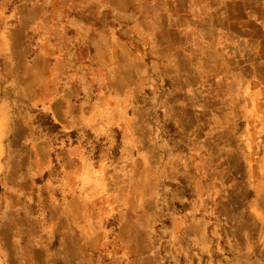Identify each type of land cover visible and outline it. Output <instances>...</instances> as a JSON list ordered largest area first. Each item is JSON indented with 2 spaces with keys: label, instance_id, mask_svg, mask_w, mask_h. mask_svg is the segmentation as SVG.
Segmentation results:
<instances>
[{
  "label": "rangeland",
  "instance_id": "rangeland-1",
  "mask_svg": "<svg viewBox=\"0 0 264 264\" xmlns=\"http://www.w3.org/2000/svg\"><path fill=\"white\" fill-rule=\"evenodd\" d=\"M166 1L0 0V264H264L237 87L197 47L196 109Z\"/></svg>",
  "mask_w": 264,
  "mask_h": 264
},
{
  "label": "crops",
  "instance_id": "crops-1",
  "mask_svg": "<svg viewBox=\"0 0 264 264\" xmlns=\"http://www.w3.org/2000/svg\"><path fill=\"white\" fill-rule=\"evenodd\" d=\"M166 2L172 9L169 21L174 27L169 31H174L175 37L181 36V39L169 41L165 48L166 51L174 54L171 63L176 68L180 67L182 76L184 68L188 69V66L198 75L195 90L204 95L206 102L197 105L196 109H204L206 106V111H209L207 107L211 108V103L215 100L211 93L204 90L206 78L201 75L209 66L200 62L198 56L194 55L197 47H200L201 51L206 49L205 52L222 54V59L217 61L216 68H223L225 77H231L237 87L236 93L241 101L240 111L248 120L242 137L244 144L239 146L240 163L245 172L238 175L245 182L248 180L254 182V188H251L252 197L248 201L247 196H244L246 203L244 212L248 214L246 218L252 225L249 223L251 226L246 227L242 235L249 245L262 244L264 243L262 217L264 213V0H167ZM117 21L118 19L115 18L109 27L117 28ZM145 45L146 52L149 53L150 44L148 48L147 44ZM46 56L50 61L55 55L49 50ZM184 59L186 67L182 64ZM232 88L234 89V86ZM63 100L61 95L52 94L47 98L51 116L59 125H61V117L54 105H58V102ZM75 117L76 115L73 114V118ZM72 124L77 125L79 122L73 120ZM209 195L210 193L207 197ZM205 235L210 237L208 233L202 234L203 237Z\"/></svg>",
  "mask_w": 264,
  "mask_h": 264
}]
</instances>
